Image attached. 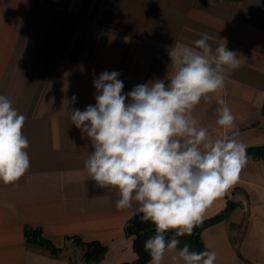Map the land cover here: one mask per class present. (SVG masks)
<instances>
[{"label": "crops", "instance_id": "crops-1", "mask_svg": "<svg viewBox=\"0 0 264 264\" xmlns=\"http://www.w3.org/2000/svg\"><path fill=\"white\" fill-rule=\"evenodd\" d=\"M204 34L213 48L226 43L240 56L221 95L238 139L246 148L264 145V0H0V95L25 115L30 145L27 173L15 184L0 182V264H75L65 250L56 256L29 243L27 226L62 250L69 237L101 242L107 251L90 264L137 259L129 214L116 209L118 190L88 177L92 144L71 110L95 105L94 79L104 71L120 73L124 94L164 79L166 46H191ZM219 107L201 101L193 113L214 138L225 134ZM246 155L238 180L204 212L205 219L236 204L201 232L214 264H264V158Z\"/></svg>", "mask_w": 264, "mask_h": 264}, {"label": "clouds", "instance_id": "clouds-1", "mask_svg": "<svg viewBox=\"0 0 264 264\" xmlns=\"http://www.w3.org/2000/svg\"><path fill=\"white\" fill-rule=\"evenodd\" d=\"M210 39L204 34L191 46H166L171 63L165 78L126 94L120 73L104 71L94 79L95 105L71 110L72 124L92 144L84 162L88 177L99 189L118 190V211L129 219L139 214L141 222L154 226L155 234L144 243L148 264H165L166 258L171 264H214L215 251L180 247L179 238L193 234L207 207L247 164L236 117L221 95H226V77L241 67L240 56L226 43L213 48ZM76 99L73 95L72 103ZM201 101L220 105L216 124L225 131L222 137L214 138L194 116ZM25 121L0 95V182L5 185L17 183L30 168Z\"/></svg>", "mask_w": 264, "mask_h": 264}, {"label": "trees", "instance_id": "trees-1", "mask_svg": "<svg viewBox=\"0 0 264 264\" xmlns=\"http://www.w3.org/2000/svg\"><path fill=\"white\" fill-rule=\"evenodd\" d=\"M264 113V108H263ZM246 153L253 154L254 156L264 158V145L250 146L246 148ZM233 201H229L227 206L218 212L217 214L203 219V222L197 226L191 236L180 237V247L185 243L190 245V250L193 251H204L208 250L205 248L201 240V232L207 226L215 224L231 213L235 207ZM125 229L128 235L134 236L133 238V248L137 253L138 257L134 261H125L117 264H145L150 260V256L144 250L145 241L155 234L154 226L151 223H143L139 218V214L133 216L131 219L128 218ZM27 241L39 247L50 250L53 255H60L62 249L57 247L52 241L43 236L42 230L40 228H33L27 226L25 229ZM173 235L172 232L167 233L170 238ZM76 242L81 243L85 247L84 256L86 259L98 262L105 255L107 247L99 241L86 242L81 237H69Z\"/></svg>", "mask_w": 264, "mask_h": 264}, {"label": "rangeland", "instance_id": "rangeland-1", "mask_svg": "<svg viewBox=\"0 0 264 264\" xmlns=\"http://www.w3.org/2000/svg\"><path fill=\"white\" fill-rule=\"evenodd\" d=\"M64 250L66 253H68L71 256V259L75 264L95 263L85 258L84 256L85 247L81 243L76 242L75 240H73V243H69L68 246L62 251Z\"/></svg>", "mask_w": 264, "mask_h": 264}]
</instances>
